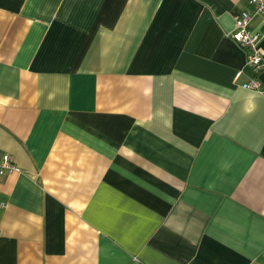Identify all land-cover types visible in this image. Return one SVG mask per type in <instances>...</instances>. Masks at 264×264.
Masks as SVG:
<instances>
[{
    "label": "crops",
    "instance_id": "obj_1",
    "mask_svg": "<svg viewBox=\"0 0 264 264\" xmlns=\"http://www.w3.org/2000/svg\"><path fill=\"white\" fill-rule=\"evenodd\" d=\"M247 8L0 0V264H264Z\"/></svg>",
    "mask_w": 264,
    "mask_h": 264
},
{
    "label": "built area",
    "instance_id": "obj_2",
    "mask_svg": "<svg viewBox=\"0 0 264 264\" xmlns=\"http://www.w3.org/2000/svg\"><path fill=\"white\" fill-rule=\"evenodd\" d=\"M249 8L244 9L235 19L234 31L231 37L245 50L246 62L254 72V77L244 82V88L259 90L260 80L257 75L264 70V56L260 48L261 33L252 28L255 16L264 17V0H247ZM12 154L0 150V176L20 172Z\"/></svg>",
    "mask_w": 264,
    "mask_h": 264
}]
</instances>
